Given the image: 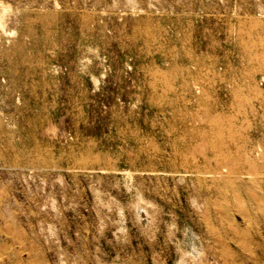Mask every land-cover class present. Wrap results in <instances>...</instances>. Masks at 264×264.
<instances>
[{
    "label": "rangeland",
    "instance_id": "374dc122",
    "mask_svg": "<svg viewBox=\"0 0 264 264\" xmlns=\"http://www.w3.org/2000/svg\"><path fill=\"white\" fill-rule=\"evenodd\" d=\"M0 264H264V0H0Z\"/></svg>",
    "mask_w": 264,
    "mask_h": 264
}]
</instances>
